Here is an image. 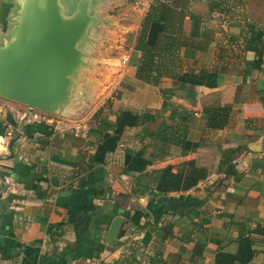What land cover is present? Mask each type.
<instances>
[{"label":"crops","instance_id":"crops-1","mask_svg":"<svg viewBox=\"0 0 264 264\" xmlns=\"http://www.w3.org/2000/svg\"><path fill=\"white\" fill-rule=\"evenodd\" d=\"M113 1L95 0L93 8ZM151 1H125L122 23L105 15L111 28L129 31L131 52L111 82L113 95L87 119H68V110L39 119L35 108L0 97V264H147L158 243L172 264H216L219 252L237 255L235 264H264V52L256 65L254 51L243 49L246 22L258 7L171 0L167 23L180 36L181 71L206 70L216 83L162 76L152 85L136 78L134 49ZM12 10L0 0L2 33ZM93 75L67 109L77 110L101 87ZM101 107L99 118L109 123L121 110L138 114V122L97 160L94 114ZM232 147L237 153L220 166L222 150ZM196 172L202 177L188 185Z\"/></svg>","mask_w":264,"mask_h":264},{"label":"water","instance_id":"water-1","mask_svg":"<svg viewBox=\"0 0 264 264\" xmlns=\"http://www.w3.org/2000/svg\"><path fill=\"white\" fill-rule=\"evenodd\" d=\"M9 1L10 24L0 32V97L51 113L76 105L90 65L80 45L91 27L105 23L93 10L95 0L71 6L66 0ZM119 225L118 218L112 222L109 241Z\"/></svg>","mask_w":264,"mask_h":264},{"label":"trees","instance_id":"trees-1","mask_svg":"<svg viewBox=\"0 0 264 264\" xmlns=\"http://www.w3.org/2000/svg\"><path fill=\"white\" fill-rule=\"evenodd\" d=\"M170 3L171 0L169 2H165L164 0H152L141 20L134 45V49L140 52V59L135 69L136 78L152 85L158 84L162 76H170L178 81L191 84L215 85V76L213 73L209 74L206 70L196 74L181 71L182 59L179 53L181 43L180 36L170 31L167 23L169 12L172 11L170 10ZM263 37L264 26L261 24L259 25L258 20H249L246 22L243 49L254 51L257 56L254 60V64L256 65L262 61L264 52V46L262 45ZM103 107L98 109L94 114L99 129V139L95 151L97 160H103L106 153L115 149L126 126H134L138 122V114L129 110H121L117 114L115 121L109 123L99 118L103 111ZM181 131H185V127H182ZM165 132L164 134L169 133L167 131ZM182 142L183 144L185 143L184 138ZM237 151L238 148L234 147L223 149L219 165L222 166L231 161ZM191 177L192 180L188 182V185L195 183L202 175L196 172L190 175L189 179ZM149 178L150 182H152L156 180L157 176L150 174ZM143 187L144 191L148 190V186ZM142 214L143 213L139 210L135 211L132 218L136 221ZM240 244V250H242V252L249 248L245 240ZM155 248V255L148 257L147 264H172L169 255L166 259L162 258L161 244L158 243V246ZM237 259V255L219 252L216 256V264H235ZM246 261L247 259L243 260L242 264ZM125 264H130V262L126 261Z\"/></svg>","mask_w":264,"mask_h":264},{"label":"rangeland","instance_id":"rangeland-1","mask_svg":"<svg viewBox=\"0 0 264 264\" xmlns=\"http://www.w3.org/2000/svg\"><path fill=\"white\" fill-rule=\"evenodd\" d=\"M72 1L75 0H66L69 6H71ZM125 1H127L128 3V1L130 0H117L115 2L113 1L110 3H104L99 6L101 7V11L98 10L99 8L94 9L95 7L93 8V10L94 12L96 11L98 16H100L101 18H104L102 16H105L106 14L113 15V17H115L114 20H119L120 23H122L125 21L124 19H122V17L124 16L118 13L120 10H122V7H124L123 5H125ZM251 1H253V6L256 4V6L258 7L252 11V18L264 23V0H247L246 4L249 2L248 8H250L251 6ZM134 20H136L135 15L131 17V21ZM109 21L110 18L108 16H105L104 22L106 24L104 23L103 25L100 24L91 27L88 36L89 40L80 45V48L82 50L90 53V56L87 58L90 65L88 64L85 70L94 74L93 76L95 77V80H97V82H100L101 87H98L99 89H96V93L98 95L94 93V96L90 97L86 101H83L82 106L76 108L77 110H69L66 108L65 110H68L66 111L68 112V119L84 120L98 104L103 101L105 102L108 98L110 99V97L113 95L114 88L112 87L111 82H114L115 84L117 78H119L120 74H122L127 66L129 57L128 54L129 52H131V35L129 31L123 32L114 30L111 27L116 26V24H114V21L112 23L110 21V24ZM108 85H110V89L107 87ZM24 108H26V106L19 105L20 112H22ZM34 110L36 113H38L36 114V116H38L39 119H43L45 118V116L48 118L50 117L44 111H40L37 109ZM25 117L26 116H24V118ZM68 119H65L64 121L67 122Z\"/></svg>","mask_w":264,"mask_h":264},{"label":"built area","instance_id":"built-area-1","mask_svg":"<svg viewBox=\"0 0 264 264\" xmlns=\"http://www.w3.org/2000/svg\"><path fill=\"white\" fill-rule=\"evenodd\" d=\"M165 2H169L170 0H164Z\"/></svg>","mask_w":264,"mask_h":264}]
</instances>
